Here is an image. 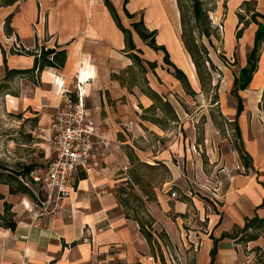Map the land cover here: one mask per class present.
<instances>
[{
	"label": "crops",
	"instance_id": "obj_1",
	"mask_svg": "<svg viewBox=\"0 0 264 264\" xmlns=\"http://www.w3.org/2000/svg\"><path fill=\"white\" fill-rule=\"evenodd\" d=\"M110 1L125 27L128 26L123 16L128 17L123 6L134 15L145 10V26L157 30L156 43L164 45L171 56L168 45H173L180 63L172 61L184 71L195 90V64L182 36L174 30L176 10L172 8L173 22L162 13L151 19L154 7H159L163 0H127L125 4L124 0ZM250 1L255 2L254 11L261 15L258 21H264V0H229L226 35L230 36L232 27L238 23L236 9H243L245 2ZM249 13L252 14V9ZM10 14V31L6 32L5 20ZM212 21L215 24V18ZM251 23L248 35L253 42L257 25ZM161 33L167 40L165 36L161 38ZM133 41L139 48L134 34ZM15 43L35 53L44 46L65 49V63L5 78L6 69L30 70L34 64L33 54L12 51L16 50ZM128 53L124 34L103 0H16L12 4L0 0V80H20L18 97H13L25 113L18 122L23 124L21 132L34 138L31 144L21 142L17 146L29 145L38 150L47 146L50 159L48 132L39 127L51 121L62 82L66 88L83 94L95 118L97 132L110 143L103 163L85 172L74 190L50 212L41 213L35 198L27 193H10L9 185L0 181L3 195L0 211L4 201L10 203L16 222L14 229L0 225V264H166L163 253L169 241L179 246L186 264H239L252 252L256 253L253 248H259L264 258V231L247 243L238 240L246 218H264V112L257 103L263 71L255 72L247 87L239 91L243 108L238 115L236 96L229 99L224 95L217 99L219 110L213 118L220 113L228 122H236L240 154L233 148V159L226 162L215 145L214 169L206 173L203 161L197 156L201 142H197L194 125L204 115L208 128V112L213 114V108L197 107L189 114L177 99L159 98L160 103L168 101L173 106L172 122L180 120L186 126L183 130L181 127L169 129L175 132V138L169 139L168 149L160 147L158 143L165 141L162 136L167 134L149 116L158 97L151 94L155 89L150 84L147 83L148 88H141L121 76V72L134 65ZM156 108L159 107L156 105ZM155 135L158 139L154 142ZM210 136L215 142L220 137L217 131H206V142ZM124 145L136 155L137 161L150 168L162 163L169 171V176L160 183L163 187H153L156 201L150 211L151 231L157 246L148 242L135 219L125 215L117 199V190L122 185L117 188V182H126L121 177V169L129 165ZM181 157H186L185 168L181 167L184 162ZM187 157L193 158L191 166ZM173 159H177L179 166ZM35 163V160L27 162L21 154L12 159L10 154L0 153V165L7 168H0L4 174L20 171L30 164L34 166L32 170L41 169L35 168ZM167 185L177 188L178 197L164 193ZM161 234L166 240L161 239ZM255 258L256 255L254 262Z\"/></svg>",
	"mask_w": 264,
	"mask_h": 264
},
{
	"label": "rangeland",
	"instance_id": "obj_2",
	"mask_svg": "<svg viewBox=\"0 0 264 264\" xmlns=\"http://www.w3.org/2000/svg\"><path fill=\"white\" fill-rule=\"evenodd\" d=\"M155 1L158 2L159 0ZM165 1L167 0L161 1V4L159 3V7H154L155 10L153 13L151 12V19L161 16L162 13L164 18L167 15L168 18L174 22L171 13L173 8V10H176L178 14V18L176 20L177 22L176 24L174 23V30L176 34H180V36H182L183 25L180 21V12L178 9L177 0H170L168 3ZM182 2L185 7V39L193 49H197L195 51L196 59L199 62V68L196 69L197 71L195 70V85L197 86L195 87V90L197 91L195 92V90L191 88V85L189 89H185L181 82L173 75L172 68L163 61L164 52L151 48L138 36L131 26V22L138 21L141 18L144 22L146 13L144 9L137 11L133 18L126 19L125 16H123L124 24L130 27L133 31L134 38L137 41V45L139 46L140 50H137L136 52L143 59L142 63L144 67L141 68L133 61L134 65L132 66V69H125L123 72H121V76L128 79L129 82L138 83L141 88H148V84H150V86L155 89V94H157L158 98L154 100L155 107L151 112H149V116L151 121L159 128L164 130V132L167 134L162 136L166 142L159 139L161 142L158 143V145L162 148L168 149L169 139L175 138V132L173 130H168L172 127H181L183 130L185 125L181 124L180 120H178V122H172L173 116L171 113L174 112L173 106H171L168 101L160 103L161 99L159 98L164 97L166 100L168 98L177 99L189 114L195 111L197 107H202L204 110L210 106L213 108V114L210 111L208 112V116L210 118L208 128H206L207 120L204 115L200 116L194 125L197 142H201L200 147H198L197 150L199 153L197 156H199L203 161V169L207 173L212 172L214 169L215 145L217 148H219L217 149L218 153L221 151L220 156H222L226 162H229L233 159L231 157V155L234 154V151L231 152L233 148L237 149L238 152L240 151L238 148L239 144L237 143L235 131L236 122L233 120L228 122L220 113L217 114V118H213V115L215 114V111L219 110V105L216 102L219 97L226 95L229 97V99H231L234 96L232 93L234 77L237 75L239 76L240 68L247 64L246 57L253 43L248 35L250 27L249 25L253 26V23L250 22L252 15L249 13V11L250 9H254V6L252 4L253 1H250L248 4H245L243 9H236L238 23L235 24L232 29L228 27L231 29L230 36H228L226 35L227 33L225 34V22L227 21V7L229 0H202L203 6L207 10L208 18L210 20L208 23L210 35L207 37L201 34L199 29L195 27V23L190 13V1L182 0ZM214 18L215 24H213L212 21ZM257 20L261 21V17L258 18L257 16ZM162 30V32H166L164 27ZM226 30L227 32L230 31L229 29ZM251 30L253 31V29ZM163 36H165V34L161 33V38ZM164 38L167 40V36ZM184 43L185 42H183V44ZM171 45L172 44H169L168 46L171 48V53L173 56H169L171 60L174 59L176 62L180 63L177 55H175L172 50L174 47ZM12 51L15 52L16 50L12 49ZM257 54L258 61L256 62L257 67L255 72L261 69L264 73V39L260 43ZM189 57L192 59L190 54ZM213 62H215V64ZM150 63H154V66L151 67ZM20 86L21 83L18 78L11 81L8 79L5 81L4 79L0 80V153L10 154L12 159L15 156L21 154L26 158L27 162L30 160H35V168H43L49 160L48 151L46 149L47 146L44 149L39 150L33 149L29 145L27 147L20 148L17 146V144L21 142L31 144L33 143L34 139L32 134L21 132L23 124L21 125V123L18 122V120L22 118L23 113H25L22 111V108L18 103V99L13 97H18ZM70 91L74 96L75 91ZM8 94L10 96H8ZM242 94H245V92ZM259 94L260 96L257 102L258 108L260 111L264 112V80L259 89ZM197 97L199 99H197ZM186 98H188L187 102L185 101ZM213 101H215V104ZM156 105L159 108H156ZM28 110H31L30 107ZM11 128H15V130L13 131ZM206 131L209 133L217 131L220 137L215 142L210 136L206 142ZM155 138L158 139V135L153 136L154 142L156 141ZM10 142H12L11 146L8 145ZM48 146L50 149L49 142ZM124 146L126 153L130 151L127 145ZM8 148H11L12 150L8 152ZM17 148H19V150ZM171 154H174V152L171 151ZM180 159H183L184 161L181 167L185 168L187 163L186 157H181ZM192 159L193 158L187 157V160H189V166H191L190 160ZM173 161L175 162L176 166H179V164L176 162L177 159H173ZM210 162H214L213 165ZM121 171L123 173L121 177H125L131 187L126 182H117V188L121 184V186L125 187L126 193H124L122 196L129 198L130 206L136 208L138 210L139 216L146 220L148 218V214L151 216L150 211L155 206L156 200L154 197L153 187H156V189L163 187V185L160 183H162L164 179L169 176L167 167L160 163L158 166L150 168L147 166V164L137 161V159H129V165L123 167ZM173 189L177 191V188L173 187ZM173 189L169 188L167 185L165 186L164 193H169L170 196ZM132 194H138L142 198L143 203L139 205L138 201L134 200ZM128 212L130 215H133V211L128 210Z\"/></svg>",
	"mask_w": 264,
	"mask_h": 264
},
{
	"label": "trees",
	"instance_id": "obj_3",
	"mask_svg": "<svg viewBox=\"0 0 264 264\" xmlns=\"http://www.w3.org/2000/svg\"><path fill=\"white\" fill-rule=\"evenodd\" d=\"M15 1L16 0H4V2L7 4H12ZM103 1L105 5L107 6V8L109 9L116 25L121 29V31L124 34L125 50L129 51L128 53L129 57L135 63H137L141 68H143L144 67L142 63L143 59L136 52L137 50L138 51L140 50L139 48H136L134 44L132 30L123 25L112 2L110 0H103ZM189 1H190V13L195 23V27L199 29V32L201 34L208 37L210 35V30L208 28V23L210 22V20L208 18L207 10L203 6L202 0H189ZM126 2L127 0H124V4ZM247 3L249 2H245V4ZM254 3L255 2L253 1L252 2L253 6H254ZM177 5H178L179 12H180V21H181V24L183 25L182 39L185 42L186 49L190 53L196 69H198L199 62L196 59V54H195V51L197 49L196 48L193 49L186 42V39H185V31H186L184 28L185 26V7L183 5L182 0H177ZM123 10H124V14L128 18H133L134 14L130 13L125 6H123ZM251 15L252 16L250 18L251 19L250 22H254L257 25V28L255 30L254 40H253V46L250 49L249 53L247 54V57H246L247 64L240 68L239 76L237 75L234 77L233 87H232V93L234 96H236L237 102H238L236 115H238L239 112L243 108L242 98L239 94V91L247 87V85L251 81L253 73L256 71V67H257L256 62L258 61L257 51H258L261 41L264 39V21L260 22L257 20V16L261 17V15L257 13L256 11H254V9H252ZM10 18H11V14L5 20V31L6 32L10 31V26H9ZM131 26L133 27L135 32L138 34V36L143 41H145L151 48H153L154 50H162L164 52L163 61L167 63L169 67L172 68L173 75L181 82L182 86L185 87V89L186 88L189 89L190 84H189L188 78L186 74L184 73V71L181 68H179L170 59L169 53L167 52L165 46L162 44L156 43L155 36H156L157 30L156 29L149 30L145 26L142 18L138 21L131 22ZM15 52L17 53L26 52L29 54H33L35 57L34 64L30 70H21V69L8 70L6 69L5 78H9L13 74L24 73L27 71H37L38 72L44 66L60 67L64 65L65 59H66L65 49H56V48L44 49L42 47L39 55H37V53L35 52H32L31 50H24V48L20 50H16ZM150 65L151 67H153L154 63H150ZM151 94L157 97V94H155V92L152 91ZM235 130L236 131L238 130L237 125L235 126ZM128 156H129V159H137L136 155L131 150L128 151ZM0 168L7 169L6 167H3L1 165H0ZM33 168L34 166L30 164L20 171L11 170L12 172L11 174H8V173L4 174L0 172V181H4L5 183L9 185L10 193H27L28 195L34 198V195L32 194L31 190L25 184H23V182L19 179V176L27 177L28 173ZM85 175H86L85 172L83 171L80 172L78 174V179L84 178ZM126 183H128L129 185L128 180H126ZM124 193H126L125 187L120 186V188H118L117 190V199L119 203L123 206L125 210V215L127 217H131L135 219L137 223L139 224L141 233L146 237L148 242L151 243L152 246H153V243H155L157 246L158 244L156 240L154 239L152 231H151L152 229L151 225L153 222L152 216L148 214L147 216L148 218L146 220L140 217L138 214V210L130 206L129 198L122 196ZM132 196L134 200L138 201L139 205L143 203L142 198L138 194H132ZM2 198H3V195L0 193V199ZM128 210L133 211V215H130ZM0 225L10 228V229H14L16 226V222L14 220V213L11 211V204L6 201L3 202V211L2 212L0 211ZM241 231H242V234L240 235V237H238V240H240L242 243H247L250 240L256 239L259 236L260 232L264 231V218H261L259 216H253L251 218H246ZM160 237L162 240H166V236L164 234H161ZM253 249L256 252V258H255L254 264H264V258L262 254L260 253V249L259 248H253ZM214 255H215V247L211 250L212 260L214 259Z\"/></svg>",
	"mask_w": 264,
	"mask_h": 264
},
{
	"label": "built area",
	"instance_id": "obj_4",
	"mask_svg": "<svg viewBox=\"0 0 264 264\" xmlns=\"http://www.w3.org/2000/svg\"><path fill=\"white\" fill-rule=\"evenodd\" d=\"M15 49L22 48L15 43ZM40 51L36 50L37 55ZM63 85V82L59 85L60 98L51 121L39 127L48 132L52 155L43 168L31 170L27 177H20L34 195L41 213L56 208L58 202L74 190L78 174L101 165L110 150L108 139L97 132L95 118L83 94L77 90L73 96ZM170 196L176 197V191L172 190ZM254 255L256 253L252 252L246 261L239 264H254ZM163 257L166 264H186L179 246L170 241Z\"/></svg>",
	"mask_w": 264,
	"mask_h": 264
},
{
	"label": "bare ground",
	"instance_id": "obj_5",
	"mask_svg": "<svg viewBox=\"0 0 264 264\" xmlns=\"http://www.w3.org/2000/svg\"><path fill=\"white\" fill-rule=\"evenodd\" d=\"M159 5V4H158ZM175 50V49H174ZM181 55V54H180ZM180 58H182L181 56H180Z\"/></svg>",
	"mask_w": 264,
	"mask_h": 264
}]
</instances>
